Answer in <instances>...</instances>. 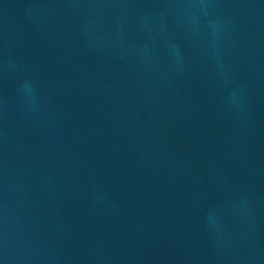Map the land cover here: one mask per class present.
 Listing matches in <instances>:
<instances>
[{"label":"water","instance_id":"1","mask_svg":"<svg viewBox=\"0 0 264 264\" xmlns=\"http://www.w3.org/2000/svg\"><path fill=\"white\" fill-rule=\"evenodd\" d=\"M193 64L264 210V0H152Z\"/></svg>","mask_w":264,"mask_h":264}]
</instances>
